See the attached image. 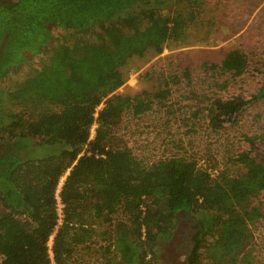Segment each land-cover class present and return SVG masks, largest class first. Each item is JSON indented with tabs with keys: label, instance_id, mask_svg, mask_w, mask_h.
Instances as JSON below:
<instances>
[{
	"label": "trees",
	"instance_id": "16d2710c",
	"mask_svg": "<svg viewBox=\"0 0 264 264\" xmlns=\"http://www.w3.org/2000/svg\"><path fill=\"white\" fill-rule=\"evenodd\" d=\"M184 1L188 10L173 6ZM202 4L0 0V78L33 56L48 55L40 69L0 89V264H72L85 249L97 257L95 264L157 257L181 211L199 219L190 264H254L251 225L261 211L252 199L264 191V159L243 151L230 159L243 164V173L226 167L212 176L194 157L146 162L112 140L126 112L137 116L164 105L183 77L192 83L187 64L182 75L147 70L141 78L154 79L151 88L119 91L130 61L146 56L150 61L170 41L183 40L205 9ZM59 27L71 36L53 45L51 30ZM215 66L216 74L237 77L248 61L241 49H224ZM199 97L207 103L194 115L219 133L264 98V83L250 99ZM64 175L59 225L56 192ZM101 223L110 228L99 232Z\"/></svg>",
	"mask_w": 264,
	"mask_h": 264
},
{
	"label": "rangeland",
	"instance_id": "374dc122",
	"mask_svg": "<svg viewBox=\"0 0 264 264\" xmlns=\"http://www.w3.org/2000/svg\"><path fill=\"white\" fill-rule=\"evenodd\" d=\"M186 5L188 1L179 5L173 3L174 7L188 10ZM202 5L205 9L199 10L196 22L187 29L183 40L170 41L164 52L150 61L149 56L135 57L130 61L128 80L119 91L134 94L143 88H151L154 79L141 78L147 70L153 71L154 76L163 73L182 75L187 64L192 67L187 71L191 72L192 83L188 84L187 78L183 77L181 83L173 84V95L164 105L155 104L151 110L137 116L126 112L116 125L112 140L115 146L132 149L146 162L170 155H185L205 158L211 167L218 170L230 167L232 174L239 175L245 171L243 164L230 161L238 153L249 151L259 160L264 159V98L251 102L219 133H211L206 119L196 117L198 114L195 116L194 111L206 105L207 101L199 97L204 94L215 93L224 98L243 95L250 99L259 91L264 83V0H203ZM250 10H257L254 17H251ZM236 13L238 19H234ZM234 28H244V32L231 38ZM51 32L53 45L71 36L69 30L61 27L53 28ZM228 37L231 39L223 43ZM231 48H239L246 54L247 71L237 77L216 74L214 71L219 69L215 65L221 62L224 49ZM47 57L46 53L33 56L0 78V89L14 87L18 81L40 69ZM223 83L227 86L222 87ZM96 127L97 124L92 129V137ZM260 200L261 197H256L253 203ZM100 226L99 232L110 228L108 223ZM95 258L85 249L74 256L72 264H95Z\"/></svg>",
	"mask_w": 264,
	"mask_h": 264
},
{
	"label": "flooded vegetation",
	"instance_id": "af4514ba",
	"mask_svg": "<svg viewBox=\"0 0 264 264\" xmlns=\"http://www.w3.org/2000/svg\"><path fill=\"white\" fill-rule=\"evenodd\" d=\"M198 224L197 216L181 211L173 237L160 247L157 257L139 258L133 262L118 261L117 264H190Z\"/></svg>",
	"mask_w": 264,
	"mask_h": 264
},
{
	"label": "built area",
	"instance_id": "2783aa9c",
	"mask_svg": "<svg viewBox=\"0 0 264 264\" xmlns=\"http://www.w3.org/2000/svg\"><path fill=\"white\" fill-rule=\"evenodd\" d=\"M198 164L200 167L206 169L212 176L218 174L219 170L218 168L211 167L208 162L206 161L205 158L202 159H197ZM61 184V183H60ZM61 187L59 185L58 190L56 192V198H57V206H58V213H59V225L63 223V209H64V203L62 202L61 199ZM256 197H261V200L259 203H253L254 198ZM252 205H257L260 207L261 211V216L256 220L254 224L251 225V230H252V242L250 245V248H252V254L254 257V264H264V191H261L259 194H257L255 197L252 199ZM54 235L51 236L49 245H50V252L52 255V240H53ZM152 255L149 254L147 258H150ZM54 264V262H52Z\"/></svg>",
	"mask_w": 264,
	"mask_h": 264
},
{
	"label": "crops",
	"instance_id": "0c3cea01",
	"mask_svg": "<svg viewBox=\"0 0 264 264\" xmlns=\"http://www.w3.org/2000/svg\"><path fill=\"white\" fill-rule=\"evenodd\" d=\"M252 12V14H251V17H254L255 16V14L257 13V10H250V13ZM239 13V12H238ZM238 13H236V14H234V19H238ZM242 18L243 19H246V18H244L243 16H242ZM238 24V23H237ZM237 24H234V26H236ZM249 23L247 22L246 23V25H248ZM231 25V30H232V24H230ZM234 30V33H232V36H230L231 38L232 37H237V36H240L243 32H244V28L242 29V28H238V29H233ZM231 38H227V39H225L224 40V42L223 43H226V42H228ZM221 46H224L223 44L221 45Z\"/></svg>",
	"mask_w": 264,
	"mask_h": 264
}]
</instances>
